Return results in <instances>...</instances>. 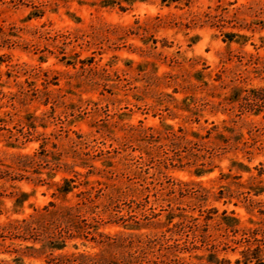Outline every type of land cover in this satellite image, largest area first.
<instances>
[{"label": "rangeland", "instance_id": "rangeland-1", "mask_svg": "<svg viewBox=\"0 0 264 264\" xmlns=\"http://www.w3.org/2000/svg\"><path fill=\"white\" fill-rule=\"evenodd\" d=\"M256 57L264 0H0V264L264 261Z\"/></svg>", "mask_w": 264, "mask_h": 264}, {"label": "trees", "instance_id": "trees-1", "mask_svg": "<svg viewBox=\"0 0 264 264\" xmlns=\"http://www.w3.org/2000/svg\"><path fill=\"white\" fill-rule=\"evenodd\" d=\"M247 38L246 35L242 33L237 32H231V31H225L223 33V39L227 42L230 41H237V42H243ZM254 63L257 64L258 68H256V72L263 73L264 74V63L259 65L258 58L256 57L254 59ZM229 99L231 101H237L240 107V110L243 112L250 111L252 113H259L264 109V85L257 86V87H250V88H243L241 86H233L232 91L229 95ZM203 165V164H202ZM244 168H247L244 166ZM205 169H202L201 167H198L195 169L196 174H201L204 172ZM62 192H67L69 190L68 187H61L59 189ZM261 238H256V241H262L264 242V230L261 233ZM63 244L61 241L55 242L54 247L60 248ZM243 254V261L244 263L251 261L252 259L256 260V263L258 264H264V261H261V253H262V247L260 244H256L254 247H246L242 251Z\"/></svg>", "mask_w": 264, "mask_h": 264}]
</instances>
